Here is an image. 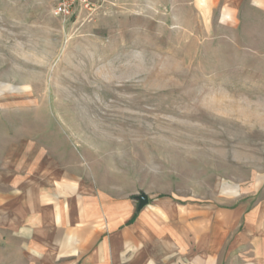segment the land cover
<instances>
[{"label":"rangeland","instance_id":"rangeland-1","mask_svg":"<svg viewBox=\"0 0 264 264\" xmlns=\"http://www.w3.org/2000/svg\"><path fill=\"white\" fill-rule=\"evenodd\" d=\"M55 6L0 0V264H30L10 225L41 192L63 196L62 215L83 198L104 231L125 214L167 221L173 205L263 196L264 12L105 0L63 18ZM8 195L23 203L7 211Z\"/></svg>","mask_w":264,"mask_h":264},{"label":"crops","instance_id":"crops-1","mask_svg":"<svg viewBox=\"0 0 264 264\" xmlns=\"http://www.w3.org/2000/svg\"><path fill=\"white\" fill-rule=\"evenodd\" d=\"M221 2L226 19L246 3L264 12V0ZM259 192L230 207H191L181 213L173 205L167 221L141 213L125 214V222L109 218L105 231L101 211L85 207L83 198L65 197L68 212L62 215L63 196L41 192L32 200L37 209L10 227L21 229L30 264H170L174 259V264H264V191L262 197ZM47 197L55 201L51 220L43 206ZM4 203L10 211L23 200L8 195Z\"/></svg>","mask_w":264,"mask_h":264},{"label":"built area","instance_id":"built-area-1","mask_svg":"<svg viewBox=\"0 0 264 264\" xmlns=\"http://www.w3.org/2000/svg\"><path fill=\"white\" fill-rule=\"evenodd\" d=\"M55 14L70 18L79 10L93 11L105 0H55Z\"/></svg>","mask_w":264,"mask_h":264},{"label":"water","instance_id":"water-1","mask_svg":"<svg viewBox=\"0 0 264 264\" xmlns=\"http://www.w3.org/2000/svg\"><path fill=\"white\" fill-rule=\"evenodd\" d=\"M135 199L138 201L137 210L141 211L149 204L150 196L146 192H141L140 194L135 195Z\"/></svg>","mask_w":264,"mask_h":264}]
</instances>
